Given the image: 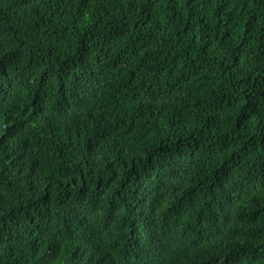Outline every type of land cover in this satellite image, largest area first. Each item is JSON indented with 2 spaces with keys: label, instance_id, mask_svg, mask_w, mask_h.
<instances>
[{
  "label": "trees",
  "instance_id": "obj_1",
  "mask_svg": "<svg viewBox=\"0 0 264 264\" xmlns=\"http://www.w3.org/2000/svg\"><path fill=\"white\" fill-rule=\"evenodd\" d=\"M0 264H264V0H0Z\"/></svg>",
  "mask_w": 264,
  "mask_h": 264
}]
</instances>
